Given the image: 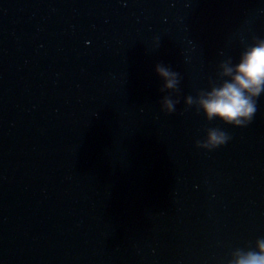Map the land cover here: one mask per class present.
I'll list each match as a JSON object with an SVG mask.
<instances>
[{
    "label": "water",
    "instance_id": "water-1",
    "mask_svg": "<svg viewBox=\"0 0 264 264\" xmlns=\"http://www.w3.org/2000/svg\"><path fill=\"white\" fill-rule=\"evenodd\" d=\"M261 38L264 0H0V264H229L254 249L264 93L245 127L195 100ZM161 63L180 74L170 114ZM210 127L227 143L197 147Z\"/></svg>",
    "mask_w": 264,
    "mask_h": 264
},
{
    "label": "clouds",
    "instance_id": "clouds-1",
    "mask_svg": "<svg viewBox=\"0 0 264 264\" xmlns=\"http://www.w3.org/2000/svg\"><path fill=\"white\" fill-rule=\"evenodd\" d=\"M219 68L221 82L198 93L195 100L197 110L204 113L207 121L219 119L227 125L245 127L255 116L258 99L264 93V38L248 46L237 63L233 64L229 58ZM155 71L164 82L161 91L170 93L162 98V110L173 113L179 101L173 100L171 93L179 90L180 74L162 63L155 66ZM193 103L191 95L185 98L186 105ZM228 139L225 131L210 127L206 129V139L197 141L196 146L211 150L226 144ZM233 255L229 264H264V237L256 240L254 249H236Z\"/></svg>",
    "mask_w": 264,
    "mask_h": 264
}]
</instances>
